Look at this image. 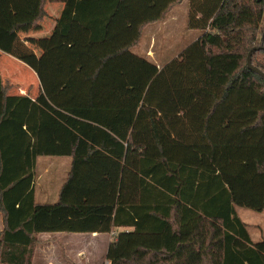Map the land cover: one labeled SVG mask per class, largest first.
Here are the masks:
<instances>
[{
    "label": "trees",
    "instance_id": "obj_1",
    "mask_svg": "<svg viewBox=\"0 0 264 264\" xmlns=\"http://www.w3.org/2000/svg\"><path fill=\"white\" fill-rule=\"evenodd\" d=\"M161 1L50 0L64 9L38 57L16 31L44 21L46 0H0V52L40 84L12 95L0 74V264H33L43 233L118 228L133 230L109 264H264L236 211H264V79L247 65L260 42L264 73V0H190L201 35L158 68L131 48L184 0ZM123 5L137 18L120 47L108 29ZM41 156L72 158L53 204L36 202Z\"/></svg>",
    "mask_w": 264,
    "mask_h": 264
},
{
    "label": "crops",
    "instance_id": "obj_2",
    "mask_svg": "<svg viewBox=\"0 0 264 264\" xmlns=\"http://www.w3.org/2000/svg\"><path fill=\"white\" fill-rule=\"evenodd\" d=\"M185 1V0H184ZM183 1V2H184ZM182 4V3H181ZM180 5V4H177ZM174 5L161 19L157 20L160 22H165V17L171 12V10L177 6ZM59 6V12H52L51 9L53 7ZM118 16L112 22L108 29V36L110 41L115 43L118 46H127L132 44L135 32L128 28V26L132 23V7L131 5L124 7L122 6ZM64 9L63 3H51L50 0H46V11L48 16L44 19V21L38 23L35 26L26 25L17 29V36L28 48L32 49L34 53L40 57L44 54L47 49L49 40L51 35L54 32V29L57 25V21L61 16V13ZM144 9H141V12ZM50 16L53 19L50 20ZM51 21L48 24V21ZM152 22V23H156ZM151 24V23H149ZM146 24L142 27L141 33L143 35L144 29L149 25ZM152 35V34H151ZM141 35L137 43L131 48H136L140 43ZM152 44L150 45L147 51V58H149L152 62H154L158 68H162L165 66L168 61L161 57H158L157 53L153 52V49H150ZM157 55V57L155 56ZM178 57V56H177ZM176 58V57H175ZM156 59V61H154ZM173 60V59H172ZM162 62V63H161ZM0 74L4 84H9L11 86L10 94L18 95V96H29L31 99L35 100L40 93V84L38 80L37 74L26 64L20 62L13 56L9 54H5L0 52ZM12 85H19V93H11L13 90ZM32 93V94H31ZM51 158V159H49ZM62 157H50V156H41L37 158L36 165V177H35V190H36V202L40 204H53L59 201L60 193L63 185L67 181L70 171L66 175L64 181L57 180L58 177L56 173L51 172V168H55L56 165L61 164V161L57 159ZM71 158V157H69ZM72 163V158H71ZM38 164H41L40 172H37ZM42 200V202L38 201ZM132 228H118L114 229L111 233L108 234H82V233H43L39 235V245L37 251L41 248L44 239H50L45 243L42 247V251L45 254L44 258L49 259L51 257L47 256V252H52L54 255L55 251L60 250L62 256L73 257V262H67L65 259L64 264H77V262H81L83 260V250H84V242L87 237V245H89L94 250L102 243L104 247L105 258L107 255V251L111 242H113L117 235L120 232L131 231ZM106 237V238H104ZM43 239V240H42ZM36 255V254H35ZM58 261V257L56 258ZM34 261V260H33ZM59 264H63L61 261L57 262ZM54 264V263H50Z\"/></svg>",
    "mask_w": 264,
    "mask_h": 264
},
{
    "label": "rangeland",
    "instance_id": "obj_3",
    "mask_svg": "<svg viewBox=\"0 0 264 264\" xmlns=\"http://www.w3.org/2000/svg\"><path fill=\"white\" fill-rule=\"evenodd\" d=\"M259 2L261 0H258ZM143 2V1H142ZM163 2L161 1V8ZM182 3V4H181ZM133 7L135 8V3H133ZM180 5L175 6L171 12L165 17V22L157 21L156 23L149 24L143 32L141 33L140 43L136 48H133V52L139 56L147 57V51L152 44L150 49H153L154 53L158 54L161 59L165 58V61H170L177 57L185 48H187L191 43H193L200 35L201 31L196 29L190 28V0H185L184 2H180ZM158 6V4H157ZM52 12L56 13L59 12V6L53 7L51 9ZM161 12V11H160ZM158 8H155L150 12V15H156L159 17L161 13H159ZM142 14V13H141ZM50 20L53 19L50 16ZM134 21L137 17H133ZM48 21V24L51 21ZM132 20V21H133ZM133 21V23H134ZM139 23V21H137ZM264 26V25H263ZM152 34V35H151ZM22 42V41H21ZM260 46V42L255 43V47ZM250 52L247 54V58ZM157 57V55L155 54ZM156 61V59H154ZM162 63V62H161ZM13 90L11 93H19V85H12ZM32 94V93H31ZM256 106H260L259 102H256ZM51 159V158H49ZM61 161V164L55 166V168H51V172L56 173L59 181H64L66 175L71 170L72 163L71 158L69 157H62L57 159ZM41 164H38L37 172L43 171L41 170ZM38 201L42 202V200ZM236 211L238 216L241 218L243 222L247 224L248 232L250 233L251 239L254 243H259L264 241V211L258 212L248 208L236 207ZM3 217L0 213V234L3 231ZM106 238V237H104ZM87 239L84 242V250H83V260L81 262H77V264H109L107 259L105 258L104 254V247L102 243L97 247V249L91 248L87 245ZM43 240V239H42ZM52 241L50 239H44L42 242L41 248L37 251L34 257L33 264H59L58 261L64 262L61 259L67 260V262H73V257L69 256H62L60 250L55 251L54 255L52 252H47L49 259H45L44 256L46 253L42 251V247L45 243ZM58 257V261L56 258ZM64 264V263H63Z\"/></svg>",
    "mask_w": 264,
    "mask_h": 264
},
{
    "label": "water",
    "instance_id": "obj_4",
    "mask_svg": "<svg viewBox=\"0 0 264 264\" xmlns=\"http://www.w3.org/2000/svg\"><path fill=\"white\" fill-rule=\"evenodd\" d=\"M261 49H263V48H262V47H255V48H253V49L250 51V53H249V55H248V58H247V65H248V68H249L251 71L256 72L258 75H260V76L264 79V73H263L260 69H258L257 67H255V66L253 65V63H252V55H253V53L256 52V51H259V50H261Z\"/></svg>",
    "mask_w": 264,
    "mask_h": 264
},
{
    "label": "built area",
    "instance_id": "obj_5",
    "mask_svg": "<svg viewBox=\"0 0 264 264\" xmlns=\"http://www.w3.org/2000/svg\"><path fill=\"white\" fill-rule=\"evenodd\" d=\"M108 264V263H107Z\"/></svg>",
    "mask_w": 264,
    "mask_h": 264
}]
</instances>
